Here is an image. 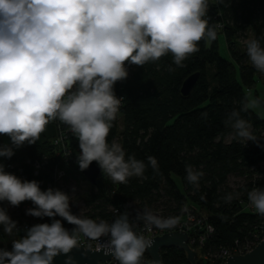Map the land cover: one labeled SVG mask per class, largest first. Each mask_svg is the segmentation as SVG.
<instances>
[{
    "label": "clouds",
    "instance_id": "clouds-1",
    "mask_svg": "<svg viewBox=\"0 0 264 264\" xmlns=\"http://www.w3.org/2000/svg\"><path fill=\"white\" fill-rule=\"evenodd\" d=\"M208 11L209 0H0V136L10 140L0 144V157L11 158L14 148L36 144L46 126L58 120L78 141L81 171L95 161L119 184L145 178L149 167L158 171L155 157L140 160L117 140L109 142L123 100L115 85L128 78L129 66L153 63L159 68L157 62L169 54L176 67H183L202 40L217 39L220 25L209 23ZM244 43L250 65L264 74V46L256 38ZM239 105L224 120L229 136L262 146L241 113L260 108L264 100L249 91ZM185 172L187 182L199 189L204 171L188 164ZM238 195L228 193L223 199L230 203ZM247 200L264 216V187H253ZM25 201L33 205L26 215L51 222L21 229L0 206V228L17 237L11 250L0 247V264H54L61 255L71 264L69 254L85 238L118 264H144L153 241L135 230V222L148 232L179 224L178 217L147 208L136 211L134 221L127 211L111 223L81 217L72 212L69 193L42 190L38 181L6 172L0 163V205L18 207ZM64 221L73 227L69 230Z\"/></svg>",
    "mask_w": 264,
    "mask_h": 264
},
{
    "label": "trees",
    "instance_id": "trees-1",
    "mask_svg": "<svg viewBox=\"0 0 264 264\" xmlns=\"http://www.w3.org/2000/svg\"><path fill=\"white\" fill-rule=\"evenodd\" d=\"M207 18L210 24L223 25L217 30V39L202 40L200 50L184 61L183 67H176L169 54L157 62L159 68L153 63L142 68L129 66L128 78L115 85L116 95L123 100L109 142L117 140L127 154L140 160L155 157L159 170L149 167L145 178L132 177L127 184L113 183L102 173L96 184H90L89 191L78 195L84 198L89 215L101 220L111 216L112 207L119 203L125 205L130 218L145 208L179 217L182 205L194 203L206 214L212 228L203 250H215L261 232L262 217L243 212L240 201L247 199L253 187H264V115L257 110L241 113L252 123L262 146L232 140L224 120L228 112L239 109L243 96L256 88L258 72L239 43L251 32L264 46V0H209ZM221 34L233 60L220 51ZM194 72L200 76L190 94L184 96L183 81ZM253 92L264 100L257 89ZM56 133V124L50 122L36 144L14 148L9 158L23 168L28 181H38L42 190L47 189L50 176L48 171L35 176L33 162L52 154L51 140ZM188 164L205 173L199 189L185 179ZM67 171V180L76 178L78 189L82 188L81 180L87 184L78 165L68 166ZM13 173L18 176L19 172L14 169ZM228 193L239 195L226 203L223 198ZM161 254L164 264H191L186 252L177 247L164 248ZM198 264L203 263L198 260Z\"/></svg>",
    "mask_w": 264,
    "mask_h": 264
},
{
    "label": "built area",
    "instance_id": "built-area-1",
    "mask_svg": "<svg viewBox=\"0 0 264 264\" xmlns=\"http://www.w3.org/2000/svg\"><path fill=\"white\" fill-rule=\"evenodd\" d=\"M223 26L220 24V27ZM122 119V116L119 115V122ZM57 126V133L52 137V144L54 146V150L52 154H44L42 159H36L33 162V173L34 175H39L41 171H48L49 180L46 183L47 189L54 188L60 189L66 193H69L71 196V204H72V212L81 217H87L91 219H95L97 221L101 220L98 216L92 217L89 215V208L86 206V202L84 198L78 195V192L82 190L78 189L77 186H69V179H74L72 176H68L67 167L78 165L77 164V155L79 153L78 141L75 137L72 136L67 126L63 125L60 121H53ZM6 136H0V144H10L9 142H5ZM0 163H2L5 167V171L9 173H13L14 169L18 173V177L27 180V175L24 173L23 168L17 166L14 162L10 161L9 158L0 157ZM72 185V184H71ZM75 188L76 191L72 193V189ZM81 197V198H80ZM80 198V199H78ZM242 205L243 212H255V210L251 207L250 203L247 199H242L240 201ZM1 206V205H0ZM7 209L8 214L13 218V220L18 222V225L21 229H24L26 226H31L36 223H50V219L45 217L43 219L35 218L29 215H26V209L33 207L30 201H25L21 203L18 207H11L6 203L3 206ZM126 210L125 205L123 203H119L118 206L112 207V215L109 216L106 221L111 223L113 220L117 218L120 213H123ZM155 214H158L163 217H174L168 214H165L162 210L154 211ZM179 218V224L172 229L160 230L153 228L151 232L145 230L142 222H135V230L137 232H141L145 234L149 238H154L156 236L163 235L172 231H185L189 236V244L190 246L198 251L197 261L200 260L203 264H218L234 253L246 254L252 251L263 239L262 230L261 232L254 233L251 237H245L244 240L236 239L234 245L232 246H220L217 249L208 248L203 250L206 240L212 235V228L207 222L206 214L201 210V208L194 203H186L181 207V215ZM59 219V217H57ZM130 220L134 221V218H130ZM64 226L69 230L73 227L68 224L66 221L63 222ZM261 227V226H260ZM21 235L23 232L20 233ZM5 234L0 228V247L11 250L12 240L16 237H9L10 239L7 241H3L2 236ZM13 238V239H12ZM91 245V249L96 250V242L82 239L80 246L86 248ZM151 259L149 254H144V264H150ZM102 264H118V262L114 259H107Z\"/></svg>",
    "mask_w": 264,
    "mask_h": 264
},
{
    "label": "water",
    "instance_id": "water-1",
    "mask_svg": "<svg viewBox=\"0 0 264 264\" xmlns=\"http://www.w3.org/2000/svg\"><path fill=\"white\" fill-rule=\"evenodd\" d=\"M199 76V72H194L183 81L181 93L184 96L190 94ZM81 173L87 182L94 185L102 174V171L94 161L88 169L81 171ZM261 217V230L263 237L261 242L252 251L246 254L234 253L232 256L228 257L226 261L218 264H264V216ZM150 239L153 241L151 248L147 250L151 259L150 264H164L161 250L171 247H177L184 250L190 263L198 264V251L190 246L189 236L185 231H172ZM69 255L72 258L71 264H102L105 260L113 258L111 256H106L95 249L93 250L89 248V246L86 248L79 246L78 248L73 249ZM54 264H65V257L63 255L56 257Z\"/></svg>",
    "mask_w": 264,
    "mask_h": 264
},
{
    "label": "rangeland",
    "instance_id": "rangeland-1",
    "mask_svg": "<svg viewBox=\"0 0 264 264\" xmlns=\"http://www.w3.org/2000/svg\"><path fill=\"white\" fill-rule=\"evenodd\" d=\"M219 38H220V51H221V53L225 56V57H227V58H229L230 60H233L231 57H230V55H229V51H228V48H227V44H226V41H225V37H224V35L223 34H221L220 36H219ZM251 38H253V34L251 33V32H249L248 33V35L247 36H243L242 38H240V43H239V48L242 50V51H246V48H245V40H247V39H251ZM239 77V76H238ZM257 80H258V82H257V85H256V88L255 89H257L258 91H259V93H260V95H262V96H264V74H261V73H257ZM255 89H252L251 90V92L254 94V90ZM259 113H261L262 115H264V108H262V107H260V108H258V109H256ZM5 142H9V139H8V137H5ZM234 182H235V180L233 179V178H231V183L234 185ZM75 183H77L76 182V178L75 179H71L70 181H69V183H68V185L69 186H76V184ZM80 185L82 186V193H84V192H87V191H89V189H90V183L89 182H86L87 184H84V182L81 180L80 181ZM72 184V185H71ZM81 198V197H80ZM80 198H78V199H80ZM14 238V237H13ZM12 238V239H13ZM17 238V237H16ZM2 239H3V241H7V240H9L10 238L9 237H7V236H2Z\"/></svg>",
    "mask_w": 264,
    "mask_h": 264
}]
</instances>
